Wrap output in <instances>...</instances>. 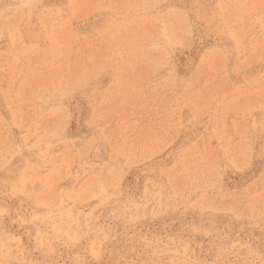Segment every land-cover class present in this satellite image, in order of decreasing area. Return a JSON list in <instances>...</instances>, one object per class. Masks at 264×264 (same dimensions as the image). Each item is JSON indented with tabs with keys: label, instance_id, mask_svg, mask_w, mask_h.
Masks as SVG:
<instances>
[{
	"label": "rangeland",
	"instance_id": "1",
	"mask_svg": "<svg viewBox=\"0 0 264 264\" xmlns=\"http://www.w3.org/2000/svg\"><path fill=\"white\" fill-rule=\"evenodd\" d=\"M0 264H264V0H0Z\"/></svg>",
	"mask_w": 264,
	"mask_h": 264
}]
</instances>
